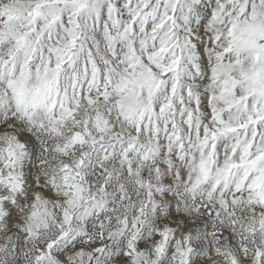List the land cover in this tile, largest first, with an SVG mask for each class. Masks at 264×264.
I'll list each match as a JSON object with an SVG mask.
<instances>
[{
	"label": "snow or ice",
	"instance_id": "6c2138e0",
	"mask_svg": "<svg viewBox=\"0 0 264 264\" xmlns=\"http://www.w3.org/2000/svg\"><path fill=\"white\" fill-rule=\"evenodd\" d=\"M0 264H264V0H0Z\"/></svg>",
	"mask_w": 264,
	"mask_h": 264
}]
</instances>
